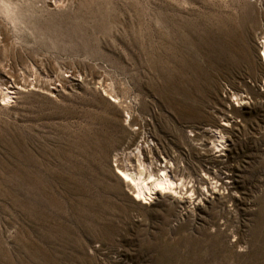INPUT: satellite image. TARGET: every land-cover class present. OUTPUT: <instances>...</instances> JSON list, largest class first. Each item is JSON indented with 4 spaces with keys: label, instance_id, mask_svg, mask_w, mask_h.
<instances>
[{
    "label": "rangeland",
    "instance_id": "1",
    "mask_svg": "<svg viewBox=\"0 0 264 264\" xmlns=\"http://www.w3.org/2000/svg\"><path fill=\"white\" fill-rule=\"evenodd\" d=\"M4 1L0 264H264V0Z\"/></svg>",
    "mask_w": 264,
    "mask_h": 264
},
{
    "label": "bare ground",
    "instance_id": "2",
    "mask_svg": "<svg viewBox=\"0 0 264 264\" xmlns=\"http://www.w3.org/2000/svg\"><path fill=\"white\" fill-rule=\"evenodd\" d=\"M1 1L7 4L9 10H12L8 1ZM51 1L56 2L57 0ZM260 47L263 48L264 57V39L260 40ZM1 82L3 84L5 83V85L7 84L5 87L7 90H9L8 88H12V90H9L10 92L7 91L2 94L3 99L9 98L8 93H16V90H13L16 85L7 83L8 81ZM12 83L16 84V82ZM134 138L135 137H132L127 142V146L131 145V143L134 141ZM144 140H140V143H138L130 151H120L114 155V161L117 162L116 167L118 169V173L115 172L114 175L120 180L128 182L131 186H133L137 200L146 203L153 199L152 197H154V194H163L167 190H173L174 187L177 186V182L168 173L170 170L168 163H170V161L167 160V158L161 161V159L156 157H154L153 161V158H151L150 155H147L151 149L149 147V143L148 141L144 142ZM144 151L147 153H144Z\"/></svg>",
    "mask_w": 264,
    "mask_h": 264
}]
</instances>
